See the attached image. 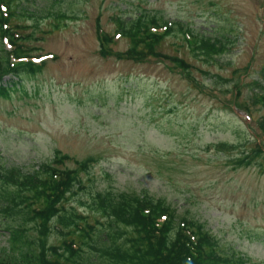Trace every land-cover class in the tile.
I'll use <instances>...</instances> for the list:
<instances>
[{
  "label": "rangeland",
  "instance_id": "374dc122",
  "mask_svg": "<svg viewBox=\"0 0 264 264\" xmlns=\"http://www.w3.org/2000/svg\"><path fill=\"white\" fill-rule=\"evenodd\" d=\"M29 1L35 15L44 9L69 18H40L39 39L29 44L53 57H46L40 72L23 77L24 94H0L2 162L30 168L56 150L69 156V167L92 157L89 172L80 173L84 189L66 207L90 221L93 213L79 201L92 191L146 190L203 223L225 251L240 252L244 264H264V156L247 166L234 161L253 143L264 148L257 126L264 107L251 96L264 88V0ZM140 12L181 23L194 34H226L228 51L205 65L190 55L180 33L167 36L160 49L191 62L190 74L154 58L99 56L96 23L112 32L115 16ZM125 45L118 39L112 47L117 52ZM200 69L227 82L212 81ZM219 141L240 146L208 147ZM24 234L36 235L31 229ZM48 235L46 242L60 243L55 233ZM8 237L0 221V256Z\"/></svg>",
  "mask_w": 264,
  "mask_h": 264
},
{
  "label": "trees",
  "instance_id": "16d2710c",
  "mask_svg": "<svg viewBox=\"0 0 264 264\" xmlns=\"http://www.w3.org/2000/svg\"><path fill=\"white\" fill-rule=\"evenodd\" d=\"M21 4L22 0H0V7L5 6L4 10L0 8V83L5 76L23 78V71L34 75L42 70L44 62L13 63L12 59L30 58L31 52L40 50L29 44L39 39L40 18L52 15L59 21L66 16L44 9L42 14L35 15L26 5L20 7ZM25 17L34 23H16V19ZM186 30L190 31L180 23L171 25L155 14L117 16L112 32L104 31L97 22L98 54L103 58L115 55L130 61L154 58L190 74L194 68L191 62L180 54H166L160 49L167 36L180 33L190 55L205 65L228 51V35L214 37L188 32L187 36ZM116 36L126 42V48L117 52L111 47ZM4 38L11 45L10 50L3 44ZM199 72L212 81L225 80L208 70ZM8 83V87L0 85V94L5 95L9 88L15 87V81L8 80ZM23 88L22 83L21 94H24ZM251 96L264 107V91ZM257 126L264 138V118ZM214 146L229 151L240 145L218 143ZM241 152L242 156L234 160L246 166L257 164L259 157L264 156L262 143H253L248 151ZM90 160L76 161L79 165L69 169V156L58 150L50 160L32 168L8 165L0 159V221L9 232V244L3 248L0 264H244L242 255L234 250L225 251L201 222L187 212L178 214L164 199L154 198L147 192L95 190L90 193L80 204L98 213L104 221L95 218L89 222L74 207L66 208L63 202L82 188L78 174L87 171ZM10 219L17 225L9 223ZM52 221L59 225L56 228L61 241L58 245H48L44 238L52 230ZM28 223L31 227L26 226ZM29 229L37 236L24 234Z\"/></svg>",
  "mask_w": 264,
  "mask_h": 264
}]
</instances>
